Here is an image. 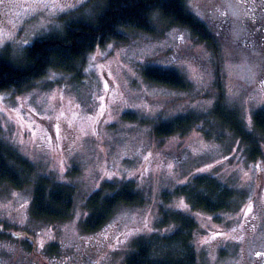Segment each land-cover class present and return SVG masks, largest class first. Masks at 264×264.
I'll list each match as a JSON object with an SVG mask.
<instances>
[{
    "label": "rangeland",
    "instance_id": "obj_1",
    "mask_svg": "<svg viewBox=\"0 0 264 264\" xmlns=\"http://www.w3.org/2000/svg\"><path fill=\"white\" fill-rule=\"evenodd\" d=\"M254 1L186 0L213 33L214 47L159 19L153 32L125 30L126 38L98 45L79 74L49 70L28 87L0 92V139L34 165L37 178L72 187L75 204L68 220H40L31 212L34 181L0 186V264H38L35 257L76 254L73 248L86 259L97 252L104 263L125 264L136 242L147 238L159 239L166 253L162 241L179 225L164 223L162 209L196 221L198 264H264V139L261 156L251 160L245 144L218 126L211 136L203 124L186 134L154 131L160 120L208 113L220 94L255 131L254 114L264 108V10L251 9ZM100 2L0 0V54L19 63L34 40L61 31L71 17L91 15ZM170 61L189 88L145 78L144 69ZM198 175L243 193L241 206L218 213L196 208L176 189ZM106 182L133 184L144 202L121 206L88 232L87 200Z\"/></svg>",
    "mask_w": 264,
    "mask_h": 264
},
{
    "label": "trees",
    "instance_id": "obj_2",
    "mask_svg": "<svg viewBox=\"0 0 264 264\" xmlns=\"http://www.w3.org/2000/svg\"><path fill=\"white\" fill-rule=\"evenodd\" d=\"M98 6L92 7L91 15L85 11L80 16L71 17L61 31L34 40L26 47L19 63L0 54V92L28 87L49 70L79 74L84 58L98 45L126 38L125 30L153 32L159 19L190 29L201 41L214 47L213 33L206 23L189 10L186 0H101ZM143 73L147 80L159 85L175 89L190 87L184 76L174 69L147 67ZM127 118L134 117L132 115ZM200 124L204 125L203 131L208 136L212 135L214 126L230 130L245 144L251 160L261 156L264 108L255 112V131H249L238 110L230 108L222 94L208 113L199 115L196 111H191L170 120H160L155 124L154 131L161 137L186 134ZM205 125L208 126L205 128ZM35 177L34 165L0 139V186L9 184L15 188H23L34 181L32 215L49 222L70 219L75 205L73 188L54 182L49 176ZM176 192L186 195L196 208L210 213L235 210L243 200V193L229 185H223L210 175H198L191 184L178 187ZM143 202L144 196L135 190L133 184L118 186L106 182L87 200L89 215L84 221V229L88 232L96 231L121 206ZM162 210L164 223L173 221L179 225L176 232L162 241L166 246V253L161 251L159 239L152 241L147 238L136 242L135 249L129 254L125 264H198V255L192 244L196 221L180 211Z\"/></svg>",
    "mask_w": 264,
    "mask_h": 264
},
{
    "label": "flooded vegetation",
    "instance_id": "obj_3",
    "mask_svg": "<svg viewBox=\"0 0 264 264\" xmlns=\"http://www.w3.org/2000/svg\"><path fill=\"white\" fill-rule=\"evenodd\" d=\"M264 0H255L254 2L250 4H248V6L251 8V9H254L256 10L257 12H259L260 10H264ZM263 22V21H262ZM54 248V249H53ZM52 248V245L48 247L49 250L53 249L54 251H56L55 249V246H53ZM74 250H78L76 254H63V257H58V258H51L49 257L48 259H44L42 256H39V257H35V254L33 253L32 250H34V248L32 247H29L28 250L31 251L33 257H35V260L36 263L38 264H108V263H104L102 260H99L97 258L98 256V253L97 252H93V254L95 255L96 258L94 259H86L85 257H82L81 255L79 256V248H73ZM88 249V248H86ZM95 250H97V248H94ZM30 253H28V255H31ZM61 251L57 252V255H61ZM89 254V253H88ZM30 258V257H29ZM32 259V258H31ZM30 260H28L29 262ZM16 264H19V263H16Z\"/></svg>",
    "mask_w": 264,
    "mask_h": 264
},
{
    "label": "snow or ice",
    "instance_id": "obj_4",
    "mask_svg": "<svg viewBox=\"0 0 264 264\" xmlns=\"http://www.w3.org/2000/svg\"><path fill=\"white\" fill-rule=\"evenodd\" d=\"M174 66H175V61H170L167 65H161V67L165 68V70H167L168 68L174 67Z\"/></svg>",
    "mask_w": 264,
    "mask_h": 264
}]
</instances>
